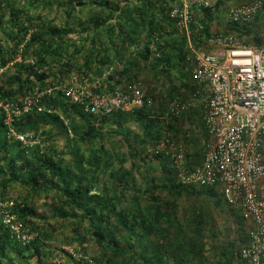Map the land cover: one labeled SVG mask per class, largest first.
<instances>
[{
    "label": "trees",
    "instance_id": "1",
    "mask_svg": "<svg viewBox=\"0 0 264 264\" xmlns=\"http://www.w3.org/2000/svg\"><path fill=\"white\" fill-rule=\"evenodd\" d=\"M124 1V3L118 1L115 6H111L110 0H0V68L9 64L19 51L23 55V60L15 64L14 74L10 75L4 84L0 83V99L11 101L21 96H30L35 92V88L41 89L48 81V70L54 69L55 64L60 65L61 77L70 76L74 71V64L63 62L64 52L74 40L69 35L73 34L79 26H84L80 12L93 6L106 11V13L103 15L97 11L87 25L93 24L94 26L91 27L94 29L93 31L99 30L106 36L104 39L100 41L96 39L92 43V48L86 55L85 64L87 67L93 65L94 70L99 71L107 64L114 63L116 60L120 61L123 56L128 59L130 54L127 52L134 51L136 54L134 53L132 59L128 63H122L117 71L119 77L126 79L125 82H122L121 78H117V81L123 83L122 88L140 84L145 96L152 98L154 102L158 98L157 94L150 89L146 92L140 83L137 72L133 69L132 62L140 69L142 60L153 59L155 60V70L164 75H169L170 69L174 65L193 82L190 58L192 52L188 47L184 33L170 18V3H166L165 0H133V3L130 0ZM252 1L237 0L236 2L235 0L234 6ZM222 4L223 0L213 1L212 9L198 11L197 16L203 21L204 28L202 31L193 29L192 40L196 48L202 47L205 44V39L214 33H234L238 38H245L246 40L243 42L246 44H264V31L259 26L261 19L264 18V11H260L250 24L230 21L232 23L230 26L236 29L235 33L223 27L215 28L220 24L214 22L213 18L219 8L223 9ZM57 6L62 7L65 15L61 23H58L56 18H51V13L57 9ZM163 23L167 26L172 25V29L176 30L177 34H183L184 38H180L179 41L184 42L170 45L168 41H165L166 38L159 35L161 31H165ZM83 29L85 28L83 27ZM98 34L100 33H94L95 36ZM105 38L108 39L107 43H105ZM129 44L132 49L128 46ZM94 53L97 57H94ZM112 53L116 54L112 55ZM72 59L77 60L76 58ZM93 68H89V71H93ZM132 69L133 72H131ZM33 76L36 77L39 84H35L31 80ZM115 77L112 79L115 80ZM190 85L191 83L187 82L183 87L187 86L190 91L192 89ZM194 89L195 85L189 94L186 93L184 100L180 103L189 100ZM173 90L175 89L173 88ZM179 95H181L180 89H177L170 95H165L166 100L160 99L159 101L164 109L168 110L170 104L174 100H178ZM44 104L48 108L54 109L55 112L38 113L34 111L16 120L14 128L17 132L43 130L49 138H52V134H55V137L61 135L67 143L70 163L65 164L62 158L54 160L50 154L44 151L45 146L27 147L20 142L9 141L6 137L7 127L4 124V117L0 113V162L6 161L5 169H2V164L0 165V199H11L7 196V189L8 185L14 181H20L23 184L26 182L32 191L38 192L41 181L50 182L51 179L57 183L58 199L62 205L61 216L78 218L81 215L78 212L81 211L82 218L89 220L91 234L95 238L94 243L101 249V255L96 258L95 264H123L129 260L131 254L134 259L135 253L120 246L115 234L110 230L112 220H116V223L113 224L114 228H117L116 232L119 234L128 233L129 239L136 247L138 242L146 241L145 238L149 240L156 231L160 232L159 228L169 226L172 221L179 218L175 202L170 204V202L164 201V195L159 190L167 189L171 194L181 197L183 195L181 193L188 187L179 184L171 157L166 152L155 155L153 149L150 148L155 147L166 133L180 139L181 134L173 130L174 123L179 122L182 118H192L191 114L193 118L196 117L197 110L191 108L181 116H174L171 113L166 119V121L168 120L166 128H163V125L153 118L154 105L151 108L127 113L94 116L85 113L79 104L69 102L62 95L46 99ZM130 120L137 121L145 128L144 136L135 140L136 145L129 142L131 154L138 157V161L132 163L131 171L140 170L142 172V165L150 166L145 169L158 173L157 177L161 183L159 187L150 186L149 189H144L146 199L143 201V190L138 193L135 190L133 194H127L131 188L128 178L132 175L126 171L125 166H119L116 168L118 170L108 172L111 181L99 185L102 175L111 168V166H107L110 154L109 150L106 148L104 150L103 144L106 139L100 137L101 131L108 124L122 130L124 124ZM47 127L49 130L44 131ZM88 140L92 143L96 141L98 146L92 145L89 148V154L86 155L84 148L80 147L78 143ZM144 140H147L148 144L145 145ZM10 149L14 150L12 154H9ZM52 149H48L50 153L57 154L58 150ZM100 151H104L105 158L100 156ZM199 158L200 162L202 154ZM154 161L157 162L158 167L156 168H152ZM139 162L141 163L139 164ZM148 175V181H157L156 176L150 172ZM209 189L214 191L215 188ZM204 190L207 189L203 188L202 191ZM194 191L195 189L192 188L191 192ZM14 201L17 203L16 214L38 232V237L30 244H23L15 239L0 221V264H61L49 261L50 254L53 253L44 248L40 237V227L35 226L29 219L32 213L27 199H15ZM65 209H69V211ZM138 232H142V236L139 235L137 240ZM126 264L133 263L127 262ZM146 264L152 263L147 262Z\"/></svg>",
    "mask_w": 264,
    "mask_h": 264
},
{
    "label": "built area",
    "instance_id": "2",
    "mask_svg": "<svg viewBox=\"0 0 264 264\" xmlns=\"http://www.w3.org/2000/svg\"><path fill=\"white\" fill-rule=\"evenodd\" d=\"M170 18L187 37L193 52L192 97L184 103L174 100L169 108L180 114L189 108L197 110L208 140L197 164H189L188 149L182 139L165 134L153 149L155 155L166 152L172 159L179 182L183 186L220 188L223 199L234 210L243 212L253 222L248 240L240 247L239 256L251 264H264V44H243L227 33H214L200 49L192 47L193 29L202 31L204 23L197 10L213 8L212 0H169ZM264 0H253L233 6L229 21L250 24ZM73 76L68 86L36 91L22 104L0 99L7 136L24 146L43 145L44 137L34 132H17L16 120L34 111L47 109L42 100L62 94L69 102L79 104L94 116L127 113L151 108L152 98L146 97L140 84L103 91L95 77L87 85ZM87 83V82H84ZM17 203L0 199L4 226L23 244L33 241L16 214Z\"/></svg>",
    "mask_w": 264,
    "mask_h": 264
},
{
    "label": "rangeland",
    "instance_id": "3",
    "mask_svg": "<svg viewBox=\"0 0 264 264\" xmlns=\"http://www.w3.org/2000/svg\"><path fill=\"white\" fill-rule=\"evenodd\" d=\"M110 1H111L110 2L111 6L112 5L115 6V3H117L118 1L122 3L125 2L124 0H110ZM130 1L133 3V0ZM222 5H223L222 6L223 9L227 10L226 8L229 9L235 5V0H223ZM97 11L101 12L103 15L106 13V11H103L102 9L100 10L99 8L94 6L91 7L90 9H85L83 12L81 11L80 17L82 20H84V24L83 23L81 24H83L84 26L82 25L79 26L73 34L69 35L70 37L74 38V40L71 41V44L68 46L67 51L64 52L65 56L63 62L65 64L68 62L74 64L73 73L70 76L61 77L62 75L60 74V67H59L60 65L55 64L54 69L48 70L49 77L46 85L43 86L41 89L35 88V92L43 91L46 88H54L59 84L68 86L71 83L72 77L75 75L79 77L80 80L79 84L82 85H87L90 82V80L95 77L96 79L99 80L100 88L103 91H111L117 88H122L123 83L117 81V78H121L119 77L117 71L119 70V67L122 65V63L123 64L128 63V61L132 59L135 53L134 51L127 52L130 54L128 59L123 56L120 59V61L116 60L114 63L107 64L99 71L94 70V68L92 67L93 65L91 67H87L85 64L86 55L91 50L92 43L96 39L100 41L104 39V37L106 36L102 34L101 31L99 30L93 31L94 29L91 28L94 26L93 24L91 26L87 25L88 23H90V19L93 18V15ZM197 12L196 14H198ZM64 16L65 15L62 10V7H58V6L57 9L52 11L51 13V18H56L58 20V23H61L62 18H64ZM221 26L224 27L225 25L222 24ZM83 27L85 29H83ZM260 27L261 30L264 31V18L261 19L260 21ZM172 28L173 26L169 25V28H167V30L169 29L173 30ZM173 31L176 33V30ZM97 32H99L100 34L95 36L94 33ZM180 34L172 35V31H166V32L161 31V33H159V35H161L163 38H166L165 41H168L170 45H173L176 42L181 44L184 42V41H179V39L184 36L183 34H181L182 36ZM106 40L108 39L105 38V43H107ZM245 40H246L245 38L239 37V41H241L243 44H246L244 43ZM187 43L189 47L190 43L188 41ZM191 43L194 49H198L194 46L193 40ZM128 46L132 49V46H130V44ZM114 54L116 53H112V55ZM94 57L97 56L95 55ZM72 58H76L77 60L74 61ZM190 58L192 61L193 52L191 53ZM22 60H23V55L22 52L19 51L17 55L15 54V58L9 64L0 68L1 84H4L7 78L10 75L14 74L16 69V65H15L16 62H20ZM29 62L31 63L33 61H29ZM154 62L155 60L153 59L142 60V65L140 66V69H138L133 64V62L132 65H133V69H135V71L137 72L138 77L140 79V83L143 85L146 92L147 90L150 89L152 90V92L157 94L158 98H156L154 102L155 112L152 115L157 122L159 121L160 124L163 125V128H166V124L168 122V120L166 121V119H168L169 115L172 112L170 111L169 107L168 110H165L159 100L160 99L166 100L165 95H170L172 91H176L177 89H180L181 95L178 96L179 97L178 100L179 102H182L184 100V97L186 96V93L189 94L190 91L194 88V84L191 81V79L186 76V74L183 75L182 71L179 68L174 67V65L170 69L169 75H164L155 70ZM89 68L90 69L93 68V71H89L90 70ZM133 69L131 70V72L134 71ZM39 71L41 72V70ZM113 77H115L116 79L113 80L112 79ZM31 80H33L35 84H39V81L36 80L35 76L31 77ZM125 80L126 79H122V82H125ZM187 82L191 83L190 86L192 89L190 91L187 88V86L183 87V85L186 84ZM173 88L175 90H173ZM5 90H7L6 87ZM33 94L34 92L32 93V95ZM60 95L56 94L55 98ZM26 97L21 96L18 98H14L11 101L22 104V102L25 100ZM175 97L177 98V96ZM52 98L54 97L44 98L42 100V104L46 99H52ZM44 106L47 109L54 110L52 108H48L45 104ZM188 110H190V108ZM183 113L180 114L172 113V114L174 116H181ZM190 117L193 118V115L191 114ZM65 122L68 123L66 119ZM174 126L175 127L173 130L181 134L180 139L184 141V145H186L188 149L187 157L189 164L192 165L197 164L200 159L199 157L204 150V146L206 145L208 140V136L205 130L202 128V125L197 124V122L194 119L182 118L180 119L179 122H175ZM144 129L145 128H143L142 124L138 123L137 121L130 120L129 122H126L124 124V128L122 130L125 131L118 130L117 127L115 128V126L108 124V126L103 131H101L102 135H100V137L106 139L103 145H104V150L105 148L106 150H109L110 155H108L109 160H107L108 161L107 166H111V168L109 169V171L105 172L104 175H102L99 185H103V182L108 183L111 181L108 172L113 170L114 171L118 170L116 168L119 166H125L126 171L129 172L130 175H132L129 176L128 178V180L130 181L131 188L130 191L127 192V194L131 195L135 190L136 193L141 192V190H143L142 201L143 199H146L145 197L146 194L144 195V189L147 190L149 189L148 187L150 186L159 187L161 185L157 177L158 173H156L154 170L153 172H151V170L148 171L147 169H145V168H149L150 166L148 167L147 165H142L141 166L142 172H140V170L131 171L132 163L134 161H138V157H134L131 154L132 150L131 147L129 146V142L133 145H136L137 143L135 142V140H137L141 136H144L143 134ZM124 132L126 133V136ZM166 134H170V133H166ZM52 135H53L52 138L51 137L49 138L47 134H45V132L40 133V136L44 137L42 142L43 145L41 147L45 146L44 151L50 154L54 160H58V158H62L65 164L70 163L68 147L64 138L61 135H58L56 137L54 136L55 134ZM144 141L146 142L144 143L145 145L148 144L147 140ZM95 142L96 141H94L93 144L92 141L90 140L80 141L78 145L84 148V152L87 155L89 154L90 152L89 148H91L92 145L98 146V143ZM140 143L142 144V141ZM149 146H151V144H149ZM155 147H151L150 149L152 150ZM50 148H53L52 150H58L57 154H51L50 151L48 150ZM100 156H102L103 158L106 157L104 151H100ZM141 162H139V164ZM156 163L157 162L154 161V165L153 167L152 166L151 167L152 168L158 167ZM148 172L156 176L157 181L155 182L153 180L148 181L147 179L149 176ZM9 185L7 189L8 197H10L12 200L26 198L27 201L29 202V208L32 213L29 219L30 221H32L33 224H35V226L40 227V231H41L40 237L44 248L47 251L53 253L50 254L49 261H53L55 263H61V264H95L96 263V258H98L101 255V249L96 243H94L95 238L91 234L89 220L82 218L81 211L78 212L79 214H81L78 218L70 217V216L69 217L61 216L62 205L60 203V200L58 199L57 183H54L51 179L50 182L46 180H42L38 192L32 191L30 185H28V183L26 182L23 184L20 181H14ZM187 187L188 189L185 188V190L181 193L183 194L181 197L180 195L176 196L171 194L167 189L159 190L160 192L162 191V195H164L165 198L164 201H168L170 202V204L175 202L174 204H176L178 207L177 209L178 211L176 213L179 214V218L176 219L175 221H172L169 224V226L172 227L171 229H169V232L173 233L174 231H178L179 229L184 230V234L180 238L181 242H183L184 238H187V242L189 241L191 243L194 242L200 243L206 240L207 243L229 244L230 246L234 244L237 246L241 238L239 222H241V220L244 221V219H242L243 217L242 218L240 217L242 216L243 212L239 210L238 211L234 210L233 208H231L226 204V202L223 199V195L220 188L219 189L215 188L213 189L214 191H210L209 188H205L207 190L202 191L204 187H200V186H187ZM192 188L195 189L194 192H191ZM154 191H158V190L154 189ZM65 210L69 211V209H65ZM19 219L23 223L24 227L28 229L30 232H32L33 235L32 240L36 239V237H38V232L34 230L31 226L27 225L21 218ZM0 221H2L1 214H0ZM115 223L116 220L113 219L112 225L110 226V230L113 231V233L115 234L119 245L123 247L125 246V244L132 243L133 241L129 239L128 233L119 234V232H116L117 228H114L113 226V224ZM204 234L205 236L207 235L206 238H204ZM139 235L142 236V232H138V235L136 236L137 240L139 238ZM174 236L177 237V234L175 233ZM127 262L128 261L124 262L123 264H126Z\"/></svg>",
    "mask_w": 264,
    "mask_h": 264
},
{
    "label": "crops",
    "instance_id": "4",
    "mask_svg": "<svg viewBox=\"0 0 264 264\" xmlns=\"http://www.w3.org/2000/svg\"><path fill=\"white\" fill-rule=\"evenodd\" d=\"M165 2L169 4V0H165ZM226 9L227 10L219 8V14L216 12V15L213 20L214 22H218L220 25H216L215 27H222L221 25L223 24L225 25L223 28H225L226 30H230V32L236 33V29L233 26H230L232 23H230L228 18V11L230 8ZM163 27L165 28V31H172V34H175L173 30H167L169 26L164 25V23ZM178 31L181 32L179 29ZM233 34L234 33H232V35ZM191 119H194L197 124H201L203 128L202 119L200 118V114L198 112L196 114V117ZM48 130L49 127L44 129V131ZM25 132H34L35 134L40 135L43 130H40L39 132ZM6 137L11 142L16 141L14 138H9L7 135ZM39 147H41V145H39ZM10 150L11 151L9 154H12L14 150ZM9 154L8 156H11ZM5 162V160L0 162V165L2 164V169H5L6 167ZM240 217H243L242 219H244V221L241 220V222H239L241 238L237 246L234 244L230 246L229 244L207 243L206 240L200 243H191L189 241L187 242V238H184L183 242H181L180 238L184 234V230L179 229L178 231L170 233L169 229H171L172 227L167 225L159 228L158 230L160 232L156 231L154 234L151 235V238L149 240L148 238H145L146 241L143 240L144 242H138L136 244V247L133 243H128L125 244L123 248H126L127 250L133 251L135 253V258L133 259V255L131 254L128 260V262H132L133 264H146L147 262H151L152 264H251L250 262L240 258L239 249L248 240L249 232L253 229L254 225L252 220L246 218L244 214H242V216ZM175 233L177 234V237L174 236ZM206 236L204 234V238H206Z\"/></svg>",
    "mask_w": 264,
    "mask_h": 264
}]
</instances>
